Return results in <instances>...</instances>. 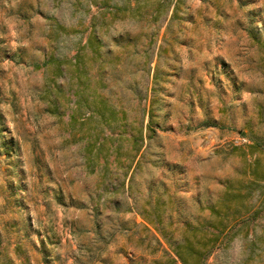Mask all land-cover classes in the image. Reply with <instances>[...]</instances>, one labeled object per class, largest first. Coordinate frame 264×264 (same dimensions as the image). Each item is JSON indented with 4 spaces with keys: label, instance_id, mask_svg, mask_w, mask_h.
Listing matches in <instances>:
<instances>
[{
    "label": "rangeland",
    "instance_id": "1",
    "mask_svg": "<svg viewBox=\"0 0 264 264\" xmlns=\"http://www.w3.org/2000/svg\"><path fill=\"white\" fill-rule=\"evenodd\" d=\"M187 243L264 264V0H0V264Z\"/></svg>",
    "mask_w": 264,
    "mask_h": 264
},
{
    "label": "trees",
    "instance_id": "2",
    "mask_svg": "<svg viewBox=\"0 0 264 264\" xmlns=\"http://www.w3.org/2000/svg\"><path fill=\"white\" fill-rule=\"evenodd\" d=\"M216 236L213 237V240ZM179 259L183 264H203L204 257L202 252H199L197 248H194L190 243L185 244V247L180 250H176Z\"/></svg>",
    "mask_w": 264,
    "mask_h": 264
}]
</instances>
